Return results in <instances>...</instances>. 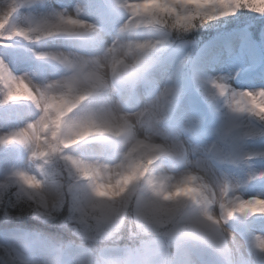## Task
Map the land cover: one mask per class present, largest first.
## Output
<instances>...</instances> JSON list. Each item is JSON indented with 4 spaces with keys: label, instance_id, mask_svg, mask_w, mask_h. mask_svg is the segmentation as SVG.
I'll list each match as a JSON object with an SVG mask.
<instances>
[{
    "label": "clouds",
    "instance_id": "clouds-1",
    "mask_svg": "<svg viewBox=\"0 0 264 264\" xmlns=\"http://www.w3.org/2000/svg\"><path fill=\"white\" fill-rule=\"evenodd\" d=\"M100 2L91 18L79 2L26 14L41 0H0V33L45 74L0 64L61 105L40 128L43 108L20 102L17 126L39 136L4 145L17 151L0 160V264H264L251 224L264 216L239 210L264 151V87L237 86L242 70L217 71L224 53L191 38L229 9L264 16V0Z\"/></svg>",
    "mask_w": 264,
    "mask_h": 264
},
{
    "label": "rangeland",
    "instance_id": "rangeland-1",
    "mask_svg": "<svg viewBox=\"0 0 264 264\" xmlns=\"http://www.w3.org/2000/svg\"><path fill=\"white\" fill-rule=\"evenodd\" d=\"M77 2L91 18L101 16L104 12L100 0H53V6L58 9L72 10ZM40 10H43V0L35 6L29 4L22 9L26 14ZM254 19L259 20L261 24ZM250 20H253L251 23L253 27L248 25ZM201 33L208 37L206 39L196 37L198 45L204 48L205 55L212 58L217 51L224 53L217 71L240 68L242 74L236 82L237 86L264 87V16L241 10L235 16L216 21L194 34L202 35ZM248 35L249 38L246 39ZM249 47L255 49V57L249 55ZM27 48L25 42L17 39L5 40L0 44V58L5 60L14 74L34 72L33 79L39 80L45 73ZM29 112V106L24 103L2 106L0 107V126L22 123ZM16 151L17 149L13 146H0V160L11 158ZM247 191L248 194L264 195V181L250 184ZM251 224L258 230L264 229V218H252Z\"/></svg>",
    "mask_w": 264,
    "mask_h": 264
},
{
    "label": "snow or ice",
    "instance_id": "snow-or-ice-1",
    "mask_svg": "<svg viewBox=\"0 0 264 264\" xmlns=\"http://www.w3.org/2000/svg\"><path fill=\"white\" fill-rule=\"evenodd\" d=\"M80 9L77 8V14H79ZM237 9H229L228 14L234 15ZM241 12V11H239ZM256 12L259 14H264V8H257ZM58 27H63L64 31L70 34H77L75 29L84 27L80 24L77 19L74 18H61L60 25ZM88 30H91V26H88ZM10 39L6 34L0 33V42ZM249 55L255 57V49L249 47ZM23 101H31L38 107H42L44 115L39 121L40 128L48 127L49 123H55L59 119L61 114V105L56 101V99L44 92H41L39 96L33 92L29 83L23 77H17L11 74L8 70L7 65L0 64V107L18 104ZM57 113L55 119H52L50 113L52 111ZM16 125H3L0 126V146L21 143L28 145L35 138H38L39 132L37 130L38 126L33 125L30 128H20ZM250 159L254 163L255 170L252 171L247 178L246 183H258L264 181V171L259 169L264 168V151L256 152L250 156ZM30 182V181H29ZM252 199L244 201L239 210L248 215H258L264 216V196L257 194H249ZM261 247H264V242L260 243Z\"/></svg>",
    "mask_w": 264,
    "mask_h": 264
},
{
    "label": "trees",
    "instance_id": "trees-1",
    "mask_svg": "<svg viewBox=\"0 0 264 264\" xmlns=\"http://www.w3.org/2000/svg\"><path fill=\"white\" fill-rule=\"evenodd\" d=\"M253 17V16H252ZM255 21H256V19H254ZM252 21L253 20H250L249 22H248V25H250L251 27H253L252 26ZM256 22H258L259 23V20L258 21H256ZM259 24H261V23H259ZM251 27H249V28H251ZM202 34V33H201ZM196 35H198V36H196ZM196 37H200V38H203V39H206V38H208L207 36H205L204 34H202V35H199V34H193V37H191L192 39H196ZM23 223L26 225V226H29V227H31V226H38V225H36V222L35 221H32V220H30V219H25L24 221H23ZM47 231H56V229H53V228H48V229H46Z\"/></svg>",
    "mask_w": 264,
    "mask_h": 264
}]
</instances>
